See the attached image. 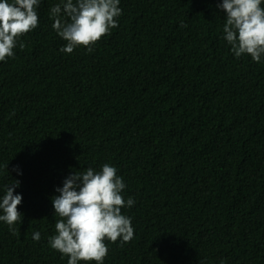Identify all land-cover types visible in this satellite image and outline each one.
Here are the masks:
<instances>
[{
    "label": "trees",
    "instance_id": "trees-1",
    "mask_svg": "<svg viewBox=\"0 0 264 264\" xmlns=\"http://www.w3.org/2000/svg\"><path fill=\"white\" fill-rule=\"evenodd\" d=\"M59 2L41 0L0 62V196L18 180L23 197L17 231L0 221V264H67L51 198L106 163L135 232L105 240L104 264H264V61L231 52L222 0H120L119 26L71 54Z\"/></svg>",
    "mask_w": 264,
    "mask_h": 264
},
{
    "label": "clouds",
    "instance_id": "clouds-1",
    "mask_svg": "<svg viewBox=\"0 0 264 264\" xmlns=\"http://www.w3.org/2000/svg\"><path fill=\"white\" fill-rule=\"evenodd\" d=\"M41 0H0V62L13 58L14 49L24 44L20 38L39 26L37 9ZM120 0H60L50 9V18L57 35L66 41L60 51L71 54L83 47L89 53L111 30L117 28L122 15ZM218 7L226 14L223 39L236 58L250 56L253 62L264 61V0H222ZM186 27L187 25H181ZM8 169V165H6ZM22 174L17 167L13 169ZM20 186L13 180L0 196V221L12 232L22 223L18 211L22 195L14 194ZM126 188L123 177L110 164L99 171L89 167L71 173L57 188L52 204L55 234L49 237L50 247L67 257V264H104L109 253L105 240L121 245L134 238L135 229L122 209L135 204L132 197L122 195ZM39 241L41 233H33Z\"/></svg>",
    "mask_w": 264,
    "mask_h": 264
}]
</instances>
